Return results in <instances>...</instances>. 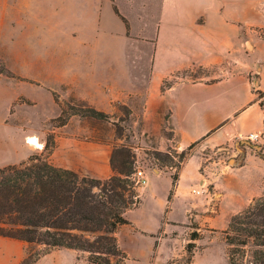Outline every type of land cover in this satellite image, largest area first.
<instances>
[{
	"label": "crops",
	"instance_id": "1",
	"mask_svg": "<svg viewBox=\"0 0 264 264\" xmlns=\"http://www.w3.org/2000/svg\"><path fill=\"white\" fill-rule=\"evenodd\" d=\"M260 1L1 0L0 16L7 23L1 34L6 39L9 31L11 44H21L20 34L27 30L26 19L29 24L30 19L40 18L41 12L46 14L49 52L58 64L74 66L73 94L78 99L105 111L115 96L144 92L145 128L155 138L154 148L181 152L194 144L177 172L169 202L170 168H155L146 173V184L138 190V207L124 213L129 224L115 232L124 252L121 233L131 240L135 236L151 238L147 252L132 254L136 263L146 258L143 264H148L152 251L161 250L164 240H177L178 236L169 237V229L185 224L189 214H194L199 226L214 227L221 211V206L217 211L211 204L216 194H203L198 203L190 195L195 188L202 193L207 182L223 173L213 169L205 175L203 168L209 165L204 152L217 151L250 135H257L256 142L264 151V111L259 105L264 104V11L256 10ZM255 23L263 27L259 39L262 50L256 54L254 49L251 54L244 51L240 65L235 66L237 71L217 78L216 66L228 67L229 50L235 44L247 50L243 39L248 34L247 26ZM247 41L253 48L248 38ZM89 65L96 67L88 76L80 66ZM195 72L198 77L189 81ZM174 76L178 80L162 88L163 82ZM84 79L98 91L96 99L79 90L76 82ZM16 98L17 94L11 92L9 99L7 82L0 77V168L22 160H8L6 154L3 157L10 138L6 118ZM163 128L171 133L170 137L162 135ZM54 141L48 158L53 167L99 181L115 174L110 162L112 143L62 133L55 134ZM255 150L259 152L258 148ZM235 171L246 177L238 189L236 204L243 209L254 198L264 195V158L248 150L243 164ZM224 181L231 183L234 178L228 175ZM146 198L156 205V211L144 208ZM179 211L183 212L184 221L176 218ZM162 227L163 235L157 238L155 235ZM8 239L0 243H23ZM76 254L84 253L60 249L44 256L67 255L74 264H88L85 256L79 258ZM0 257L7 263L9 255L1 248Z\"/></svg>",
	"mask_w": 264,
	"mask_h": 264
},
{
	"label": "rangeland",
	"instance_id": "2",
	"mask_svg": "<svg viewBox=\"0 0 264 264\" xmlns=\"http://www.w3.org/2000/svg\"><path fill=\"white\" fill-rule=\"evenodd\" d=\"M256 8V10L262 8L264 11V0L260 1ZM257 15L259 14L257 13ZM44 17H46V14L41 12L40 18L30 19L29 24L28 19L24 18L27 22V26H25L27 30L25 33L20 34L22 42L21 44L15 42L11 44L9 43V31L6 33V39L5 34L3 36L1 34V29L7 26V23L5 18L0 16V77L7 82L9 99L11 92L12 95L13 92L17 94V98L10 107L6 118L9 124L8 134L10 138L8 140L7 151L3 152V157L6 154L8 160L22 157L21 161H25L31 155L41 153L47 139L50 141L52 136L55 137V134L62 133L67 136L110 142L113 146L112 154L118 148L129 150L133 169L135 165H139L146 173H152V170L155 168L171 167V173L176 174L187 155L179 162L177 155L180 151L177 149L158 151L154 148L155 138L145 128L144 112L146 107L144 92H133L129 97L124 95H120L121 97L115 96L110 104L105 107V111L97 109L84 100L78 99L73 94L75 90L72 85L73 75L71 70L74 66L58 64L55 62L56 60L52 59L48 49V32L46 18ZM247 27L248 34L243 39V44L247 47V50L244 49L243 45L235 44L229 50L230 57H227V59L230 63L227 64L228 67L221 69L218 65L216 66L217 78L223 76V74L228 75L229 73L236 72L235 66L240 65L239 60L242 59L244 51L251 54L254 49L253 53L256 54L261 48L259 39L263 35V27L256 23ZM22 28L24 29V26ZM247 38L253 44V48H251ZM69 44L70 42L68 41L67 45ZM80 67L85 69L86 71L84 72L89 76L93 74L96 66ZM92 68L93 72L91 73L90 70ZM253 74L256 76L255 70ZM177 76L178 78L181 77L180 75ZM195 77H198L197 72L190 75L188 79L191 81ZM178 78L174 76L169 81L163 82L162 88L178 80ZM86 79L76 82L78 88L81 92L96 99V92L98 91ZM69 106H74L75 108L92 107L107 114L108 118L98 119L88 116L71 115L66 122L68 127L64 125L59 126V121L55 119L60 115L61 109L69 112ZM162 133L164 137L171 136V133L165 128H163ZM32 136L36 137L38 142L41 143L42 148H36L34 145L26 142L27 138ZM247 144L250 146H247ZM261 146V144L256 142V139L252 141L246 137L237 140L235 143H231L229 146L224 145L217 151L203 153L208 158L206 164L209 165L208 168H203L205 175L206 171H212L213 169H216L218 173L219 169H221L223 173L219 178L209 179L210 181L206 183L205 188L202 189V193L199 191L201 189L195 188L190 191V195L191 200H195L198 203V199L203 194H207L208 192L216 194L211 204L214 205L217 211L220 210L219 207L221 206V211L213 223L214 227H211L214 231H210L207 227L199 226L194 214H189L188 221L185 224L170 227L171 229H169L171 230L169 237L178 236L177 240H164L161 250L152 251V256L147 262L148 264H185V246L190 242L189 235L194 231L199 232L200 238L193 242L195 247L190 264H228L223 231L226 229L230 217L245 209L236 206V204L239 200L238 189L242 187L246 177L240 176L239 171H235V168L243 164L244 156L248 150L264 158V151ZM255 148H258L259 152H256ZM153 152H160L162 156L166 152H169L171 161L161 162L155 158ZM239 157H243L240 165L237 167L230 166V160H236ZM135 161L138 163H135ZM228 175L233 176L234 182L228 183L224 181L225 176ZM143 206L144 208H151L156 211V205L148 198H146ZM1 212L0 210V215ZM139 214H141V211ZM176 218L181 221L185 220L181 211L177 213ZM16 228L17 226L8 220L1 219L0 240L7 239L2 237L1 234L9 233ZM162 235L163 227L155 236L160 238ZM120 236L122 245L126 248L125 253L128 256L125 264L145 263L146 258H140L138 263H136L132 258L134 257L132 254L139 253V251L147 252L151 238L149 236H135L131 240L127 236L122 237V233ZM155 241V245H158V239ZM18 244L0 243L3 253L9 255L7 263H4L0 257V264H20L26 256L31 253H37L42 249V246L38 243ZM74 256L80 258L85 255L76 254ZM34 264L74 263L67 255H47L41 257Z\"/></svg>",
	"mask_w": 264,
	"mask_h": 264
},
{
	"label": "trees",
	"instance_id": "3",
	"mask_svg": "<svg viewBox=\"0 0 264 264\" xmlns=\"http://www.w3.org/2000/svg\"><path fill=\"white\" fill-rule=\"evenodd\" d=\"M259 105L264 111V104L260 102ZM68 109L69 112L61 109L55 119L59 126L65 125L71 115L108 118L107 114L92 107L69 106ZM193 145L177 155L179 162ZM54 146L52 136L50 141H45L41 153L0 168V220L6 219L17 226L1 236L42 246L20 264H34L42 256L60 249L84 253L88 264H125L128 257L119 247L115 232L120 226L129 224L124 213L140 203L138 190L130 179L133 162L129 150L118 148L113 152L110 162L115 174L99 181L79 178L53 167L48 158ZM153 155L161 162L171 161L169 152L164 156L160 152H153ZM177 178V173L171 175L168 202ZM223 235L228 264H264V195L254 198L243 211L232 215ZM199 238L197 231L189 235L185 264L191 263L193 242Z\"/></svg>",
	"mask_w": 264,
	"mask_h": 264
},
{
	"label": "built area",
	"instance_id": "4",
	"mask_svg": "<svg viewBox=\"0 0 264 264\" xmlns=\"http://www.w3.org/2000/svg\"><path fill=\"white\" fill-rule=\"evenodd\" d=\"M257 135H250L248 138L252 141L256 139ZM135 163H138L135 161ZM130 179L133 182L134 186L139 190L142 186L146 184V172L139 165H135ZM195 192V191H194Z\"/></svg>",
	"mask_w": 264,
	"mask_h": 264
},
{
	"label": "bare ground",
	"instance_id": "5",
	"mask_svg": "<svg viewBox=\"0 0 264 264\" xmlns=\"http://www.w3.org/2000/svg\"><path fill=\"white\" fill-rule=\"evenodd\" d=\"M27 143L34 145L36 148H42V145L40 142H38V140L36 139V137L32 136V137H28L26 140Z\"/></svg>",
	"mask_w": 264,
	"mask_h": 264
},
{
	"label": "water",
	"instance_id": "6",
	"mask_svg": "<svg viewBox=\"0 0 264 264\" xmlns=\"http://www.w3.org/2000/svg\"><path fill=\"white\" fill-rule=\"evenodd\" d=\"M245 44L247 45V42L245 41ZM247 146H250L249 144H247ZM242 159H243V157H239V158H237L236 160H230V162H229V164H230V166H232V167H237V166H239L240 165V163L242 162Z\"/></svg>",
	"mask_w": 264,
	"mask_h": 264
}]
</instances>
